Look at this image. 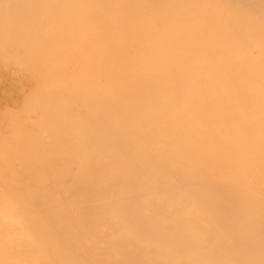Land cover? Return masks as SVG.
<instances>
[{
  "label": "bare ground",
  "instance_id": "6f19581e",
  "mask_svg": "<svg viewBox=\"0 0 264 264\" xmlns=\"http://www.w3.org/2000/svg\"><path fill=\"white\" fill-rule=\"evenodd\" d=\"M0 47V264H264V0H0Z\"/></svg>",
  "mask_w": 264,
  "mask_h": 264
},
{
  "label": "rangeland",
  "instance_id": "374dc122",
  "mask_svg": "<svg viewBox=\"0 0 264 264\" xmlns=\"http://www.w3.org/2000/svg\"><path fill=\"white\" fill-rule=\"evenodd\" d=\"M240 12H242V11H240ZM2 51H3V53H2ZM16 59H17V57L8 54V52L6 53V51L1 49V47H0V65H1L0 66V76H1L0 77V122L2 123V124L0 123V132L6 131L7 129L10 130L11 128H9V126L12 125L11 127L13 128V130L17 129V133H19L21 130H23V127L26 125V123H29V121H30V125H31V122L38 118V117H35L37 115L35 114L36 112L34 110V108L37 109L36 104H38V103H36V102L38 100L37 99L38 97L36 99L29 97V95L32 93L30 90L33 89V91H34V88H36L35 87L36 82L34 81L35 79L33 80V78H32L33 76H31L32 74L29 71L30 65L27 63V60H25V58L24 59L22 58L23 62L20 60L21 61L20 63L17 62ZM4 60L7 61V65H6V62ZM24 61L28 64V66L25 65ZM15 62H17V63H15ZM30 76H31V78H29ZM34 84H35V86H34ZM15 86H17V87H15ZM33 86H34V88H33ZM30 88H32V89H30ZM27 99L30 100V102ZM33 99H35L34 104H31ZM33 106H34V108H33ZM15 113H18V114L15 115ZM16 116L20 117L21 120L19 119L20 121H18V118ZM29 116L31 118H29ZM34 117H35V119H34ZM27 120H29V121H27ZM19 122H21V123L19 124ZM16 123H18V124H16ZM15 124L18 127H21V125H22L23 126V127H21L22 129L21 128L18 129V127L16 128ZM30 125L28 124L29 129L32 128V126H30ZM6 126H8V127H6ZM5 127H6V130H5ZM9 134L12 136V134L10 132H8V135ZM20 134H21V132H20ZM10 135H9L8 140L11 137ZM0 154H2V153H0ZM0 156L4 157L3 155H0Z\"/></svg>",
  "mask_w": 264,
  "mask_h": 264
}]
</instances>
